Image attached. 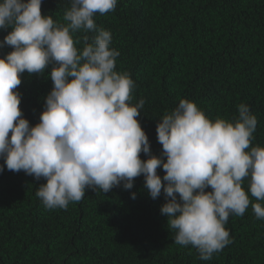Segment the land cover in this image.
Returning a JSON list of instances; mask_svg holds the SVG:
<instances>
[{"label": "clouds", "instance_id": "clouds-1", "mask_svg": "<svg viewBox=\"0 0 264 264\" xmlns=\"http://www.w3.org/2000/svg\"><path fill=\"white\" fill-rule=\"evenodd\" d=\"M117 3L71 0L60 23L42 14V0H0V29L11 28L0 47L12 48L0 57V173L6 166L44 178L36 196L48 210H66L86 189H131L143 175L152 199L163 191L160 211L175 230L174 243L210 260L233 242L230 215L243 216L251 204L264 220V146H253L257 117L241 103L234 120L212 119L194 101L180 99L159 119L162 151L151 154L137 119L145 100L132 103L136 83L116 70L120 52L111 47L112 33L94 19L115 11ZM49 65L53 87L32 126L17 89L25 71L44 74Z\"/></svg>", "mask_w": 264, "mask_h": 264}, {"label": "trees", "instance_id": "trees-1", "mask_svg": "<svg viewBox=\"0 0 264 264\" xmlns=\"http://www.w3.org/2000/svg\"><path fill=\"white\" fill-rule=\"evenodd\" d=\"M70 7L71 0H42L41 12L65 23ZM94 19L112 33L111 47L120 52L116 70L136 83L132 103L145 100L137 119L151 154L162 151L159 119L180 99L212 119L234 120L238 105L247 104L258 120L253 146H264V0H118L115 11ZM10 31L0 29V41ZM10 51L0 47V57ZM51 68L21 75L20 108L32 126L53 87ZM43 183L6 166L0 173V264H264V220L251 204L243 216H229L233 242L205 261L192 246L174 243L175 230L160 211L163 191L152 199L143 175L127 190L122 184L104 194L86 189L66 210L43 206L36 196ZM242 187L248 190L247 180Z\"/></svg>", "mask_w": 264, "mask_h": 264}]
</instances>
